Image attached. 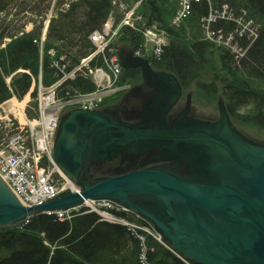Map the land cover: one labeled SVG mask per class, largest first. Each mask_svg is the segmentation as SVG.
Masks as SVG:
<instances>
[{
  "label": "water",
  "instance_id": "obj_1",
  "mask_svg": "<svg viewBox=\"0 0 264 264\" xmlns=\"http://www.w3.org/2000/svg\"><path fill=\"white\" fill-rule=\"evenodd\" d=\"M119 57L151 91L138 119H121L117 108L64 115L53 156L79 191L25 207L0 177V227L109 200L150 222L186 264H264V144L247 139L226 106L215 122L170 117L183 95L178 78L132 51ZM118 157L113 176L94 179L93 165Z\"/></svg>",
  "mask_w": 264,
  "mask_h": 264
},
{
  "label": "trees",
  "instance_id": "obj_2",
  "mask_svg": "<svg viewBox=\"0 0 264 264\" xmlns=\"http://www.w3.org/2000/svg\"><path fill=\"white\" fill-rule=\"evenodd\" d=\"M113 2L125 0H0V46L10 39L5 49H0V105L13 96L22 100L34 79H38L41 65L46 74L44 85L52 83L51 60L46 56L41 64L39 45L42 20L52 7L45 54L55 49L57 57L65 56V61L73 68L94 51L90 36L102 29L113 9ZM212 2L215 9L228 5L236 13L247 12L259 25L256 37L234 40L241 50L240 56L231 55L227 49H218L212 41L196 35L188 43L185 37L176 33L177 30L166 26L171 41L152 65L174 74L184 89L196 85L215 92L220 87L232 117L235 118L242 109H249L245 117L236 118L264 130V0H205L193 6L196 22L210 14ZM146 3L149 8L148 19L144 17L146 22L149 25L154 22L164 24L165 1L147 0ZM21 14L27 21H18ZM27 15L41 18V25L34 32H24L25 26L33 22L25 17ZM116 16L118 23L122 16ZM235 25L219 18L211 23L210 28L225 36L234 32ZM119 37L120 42L128 43L133 50L144 47L141 36L135 31L124 29ZM106 56L111 55L107 52ZM104 63V57L98 56L91 66L102 67ZM123 74L122 81L132 83L140 76V71L124 70ZM7 78H11L10 88ZM76 90L87 93L94 87L89 79L81 76L67 81L60 96ZM32 99V106L37 107L36 91ZM27 114L32 119L37 117V112L28 110ZM149 241L153 249L148 255L151 264H186L161 244L152 239ZM139 249L138 239L126 227L101 221L97 214L88 211L76 213L67 221L37 214L27 223L0 227V264H120V258H123L122 264H139L136 257Z\"/></svg>",
  "mask_w": 264,
  "mask_h": 264
},
{
  "label": "rangeland",
  "instance_id": "obj_3",
  "mask_svg": "<svg viewBox=\"0 0 264 264\" xmlns=\"http://www.w3.org/2000/svg\"><path fill=\"white\" fill-rule=\"evenodd\" d=\"M164 1H165L164 6H163V12H165L164 13V15H165V17H164L165 23L164 24L154 22V23L149 25L146 22L148 19L147 16L149 14L148 4L146 3L147 0H125V2H122V3L113 2V9L110 12L111 14L109 13L108 19L105 23V24H107L108 22L112 23L114 29L121 27V30H120L121 33L124 29H126V30L130 29V30L138 33L141 36V39L143 40V46H145V48L142 47V48H140V50H141V52L144 53V56L146 58H148L147 59L148 61L150 59V64L155 71L166 72V71L156 69L152 65V61L156 60V58L159 57L158 55L153 54V47H154V49L156 48L155 47V45H156L155 41L161 40L163 38L164 44L162 45V50L168 44V42L171 41L170 36L168 35V32H167V29L165 28L166 26H167V28H169V27L173 28L174 31L177 30L176 33L185 37L186 42H188V43L192 42L193 39L195 38L194 36L196 35L199 38H205L208 41H212L213 43L216 44V45L215 44L214 45L218 49L230 50V54L231 55L233 54L236 56L237 55L240 56L241 52H239L238 48L236 49V47H234V45H236L233 43L234 40L245 39V38L249 39L248 35L244 34V31L245 32L250 31L249 33H252V31H253L254 33H252V38H254V37H256L255 31L259 29V25L256 23V21L253 18H251L250 14H248L247 12H246V14H244L242 11L240 13H236L235 10H232L228 5H225L228 7L229 10H231V12L228 11V14L225 15V18H222V19H225L228 22L229 21L234 22L236 24L235 28H234L235 30H234V32L233 31L229 32L227 35L224 36L223 39H218L217 37H210V39H208L206 37L205 30H204V27L206 26V21L212 20V22H213L216 18L214 19L212 17L211 18L206 17V18H203L202 20H200L199 22H196V20L193 17V14H192L193 6L195 4H199V3L203 2L205 0H201L200 2H199V0H193V1L190 0L189 2H187L188 0H179V1L178 0L177 1L176 0H164ZM209 1H211V0H209ZM121 4H123V6H124L123 10L120 9ZM210 4L212 5V9L210 11V14L213 17H215L214 16L215 14L221 15L223 12H225V10L223 8L215 9V7L213 6V2ZM117 6H119V9L117 8ZM189 6H191V8ZM188 10H191V14L187 18H184V15L187 13ZM49 13L53 14V13H51V10H50L48 12V15L46 16V18L44 17V19L42 20L43 21L42 32H44L45 27L49 26L47 23V20L50 19ZM114 13H115V15H114ZM116 14H119L122 16V18L119 20L118 23L116 22L117 21ZM230 14H232L233 17H228V15H230ZM145 16L147 19L144 18ZM25 17H27V19H32L33 22H29L25 26L24 32H26V33L34 32L35 29L41 25V18H38L36 16H31V15H27ZM110 18H111V21H109ZM219 18H217V19H219ZM9 19H17V18L16 17H13V18L10 17ZM25 19L26 18H24V14H21L20 16H18V21L21 23L27 21ZM205 19H207V20L205 21ZM49 23H50V21H49ZM140 23H142V26L140 25ZM104 25H103L102 29L104 28ZM113 32H115V31L113 30ZM120 32L117 34L115 39L112 41V43H111L112 47H117L118 50H121L124 52L128 51V50L130 51L131 45H129L128 43H125L123 41L120 42V37H119L121 35ZM153 39H156V40H153ZM231 39H232V41L229 43L227 40H231ZM9 42H10V39L5 40L4 43L0 46V49H5V47L7 46V43H9ZM95 50H96V48L94 47V51ZM139 54H141V53H139ZM112 55L113 54H111V56ZM141 55H143V54H141ZM46 56H49V55L45 54L44 57H46ZM100 56L104 57V62H105L106 57H107L106 54H105V56H104V54L100 55ZM52 58H49V59L51 60V65H52V68H50V69L53 70L52 71L53 80L49 86L55 84L56 82L58 83L59 81H63V80H61L63 78L62 73L58 72V74H56L55 70H57V68L56 67L54 68V66H53V65L56 66L55 61H57L58 57L56 55L55 57H52ZM217 60L218 59H216V61ZM40 61H41V58H40ZM60 62H62V61H60ZM62 64H63V62H62ZM84 65L86 66L88 64L85 63ZM90 69L94 70L91 67V64H89L86 67L81 68L74 75L71 74L72 73L71 70L67 71V74H64V76L69 77V78H67L64 81V83L62 84L60 89L58 88L59 91L57 89V98H60V93L62 92L61 89L66 84L67 81H74L78 77L83 76L84 78L89 79V81L92 84H94V81H95L94 78L98 75L100 68H98L97 71H92V72H89ZM126 70H132V69H126ZM138 70L140 71V69H138ZM39 75H40V73H39ZM44 79H46V74L43 72V74H42L43 84H44ZM118 82L121 84L127 85V90L124 93L120 92L118 94L106 96L105 98H107V99H106V101L103 100V105L100 106L99 111L105 112L107 110H114L117 108L116 113L120 116L121 119H124L127 121H136L138 119V112H139L140 107L142 106V102H143L144 98L151 91L148 90L144 86V81H143V76H142L141 71H140V76L137 77V79L132 83H129V82L124 83L122 81V77L119 78ZM6 83H7V86L9 87L11 84V78H7ZM36 89L37 90H35V88H32L31 92L30 91L28 92L30 99H29L27 105L29 108L25 109V120H27V122H28V120H31L27 116L28 110L30 112H34V113L37 112V114H38V111H36L37 107L32 106V104H31V102L33 101L32 94L36 91V97L38 95V93H37L38 92V86L37 85H36ZM67 90H69V88H67ZM76 92H81V91H73V92H70L69 94H71V96H74V95L78 94ZM80 94H85V93H80ZM183 94H184V97L182 98L180 103L173 109L172 113L170 114V117H176L177 115H179L182 112H187V117L190 119H196V120L203 121V122H215L220 117L221 109L225 106L227 108V104L225 101L226 99L224 98L220 87L215 92H212V91L204 90L202 88H198V86L193 85L187 89L183 88ZM15 98L17 99L18 102H21L25 97L22 100H20L17 97L13 96L11 99L7 100L5 103L0 105V144L4 143L5 139L7 140V137L10 136L13 129L17 125L22 123L21 120H19L18 115H16V113H18L19 109L17 108L13 112L11 110V109H13L12 101H15ZM104 101H105V103H104ZM66 102H67V100H66ZM35 103H37V106H38L37 99H35ZM27 105H26V107H27ZM248 112H249V109H242L241 111H238L236 116L240 117V118L245 117ZM236 116L234 118L230 115L233 125L250 141L257 143V144H264V130L255 124L245 123L244 121H241V119L236 118ZM32 120H34V119H32ZM120 163H121V157H118V158H113L112 160H109V161H105L103 163H98V164L93 165L91 167V172H92L94 179L98 180L101 178L113 176L115 171H117V169H119L118 167L120 166ZM56 179H57L59 186L66 184L65 179H63L59 175L56 176ZM74 184L77 185L76 182H74ZM120 212H122V211L120 210ZM132 218H134L136 220V223L138 225H140V227H143L145 229L142 232L139 231V235L141 237L137 238L139 241V246H140V249L138 252L139 254L136 255L137 261L139 262V264H151L148 260V255H149L150 251L153 252V249L150 248L149 239L156 241L157 243L161 244L166 249H167V247L165 244H163L159 241L160 238H159L155 228L153 227V225L150 222L146 221V224H145V220L142 221V218L136 213H135L134 217L130 216V219H132ZM60 220L61 221H67L68 218L60 219ZM133 230L135 231V229H133ZM139 235H137V236H139ZM118 261H120V264H122L123 258H120Z\"/></svg>",
  "mask_w": 264,
  "mask_h": 264
},
{
  "label": "built area",
  "instance_id": "obj_4",
  "mask_svg": "<svg viewBox=\"0 0 264 264\" xmlns=\"http://www.w3.org/2000/svg\"><path fill=\"white\" fill-rule=\"evenodd\" d=\"M188 0L187 2H189ZM193 1V0H192ZM201 0H199L200 2ZM191 4V3H190ZM191 8V6H189ZM120 9L123 10V4L120 5ZM189 9V8H188ZM221 15H214L212 18H225L228 14L226 10ZM192 10V9H191ZM191 10H188L184 15L187 18L191 14ZM51 17V16H50ZM210 17V18H211ZM228 17H233L232 14ZM112 18V17H111ZM111 18L109 21H111ZM209 18V19H210ZM216 19L214 21H216ZM207 19H205L206 21ZM213 21V22H214ZM49 24V19L47 20ZM212 20L206 21L205 34L208 39L210 37H217L223 39L224 35L221 32L214 33L210 29ZM113 30L115 32H113ZM121 27L115 28L113 24L108 22L104 25V28L94 32L90 36V40L93 43L96 50L92 52L88 58L81 60L77 67L70 68L68 62L65 61V56H60L56 62V71L62 73L63 78L58 83L44 87L41 82L38 88V118L34 120H27L24 123L17 125L7 140L0 144V176L10 186L15 193L24 199V205L37 206L56 198L62 192L68 189V180L65 178L60 169L56 166L52 158V144L57 131L60 117L67 108H82L95 110L98 109L106 96H111L125 89L123 86L118 85V80L121 76V67L118 63L116 50L112 47L111 43L120 32ZM46 30L40 39V52L41 56L44 53V43L46 40ZM250 32V31H249ZM245 32L248 38H252V33ZM155 38V37H154ZM156 40V39H153ZM229 43L232 41L227 40ZM155 49L153 51L156 55L160 56L162 52V45L164 44L163 38L155 41ZM236 49L238 45H234ZM235 49V50H236ZM157 50V51H156ZM241 52L240 49H238ZM109 52L111 57L105 61V68H100L98 75L94 78V84L96 90L89 94H78L71 96H60L57 98V89L61 88L64 81L69 78L64 76L67 71L71 70V74H76L81 68L88 66L98 56ZM48 55L52 58L57 55V51L51 49ZM53 59V58H52ZM63 62H60V61ZM87 63L88 65H84ZM97 69H90L89 72L97 71ZM96 82V83H95ZM58 89V91H59ZM62 90V89H61ZM67 100V102H66ZM59 175L65 179L66 184L59 186L56 176ZM20 197V198H21ZM88 209L96 212L104 218L117 221L128 227L131 235L136 239L141 237L139 231H144L143 227H140L136 222L129 221L127 219H120L116 213L129 212L127 209L120 207L118 204L112 201H93V205H88ZM77 211V209H76ZM73 210L56 212L58 218L70 219ZM49 215L53 214L51 212ZM135 229V231L133 230ZM139 235V236H137Z\"/></svg>",
  "mask_w": 264,
  "mask_h": 264
},
{
  "label": "bare ground",
  "instance_id": "obj_5",
  "mask_svg": "<svg viewBox=\"0 0 264 264\" xmlns=\"http://www.w3.org/2000/svg\"><path fill=\"white\" fill-rule=\"evenodd\" d=\"M207 17H211V14H209ZM235 17V16H234ZM55 68V67H54ZM40 75L38 76V80H42V73H41V70H40ZM182 86V85H181ZM184 97V94L182 95V98ZM182 98H181V100H182ZM29 95H26L25 96V98L21 101V102H18V101H12V104H13V109H11L12 110V112L13 111H15V109H19L18 110V113H16V115H18V117H19V120H21V122L22 123H24L26 120H25V108H26V105H27V103H28V101H29ZM180 100V101H181ZM9 188L12 190V193H13V196L18 200V202H20L22 205L23 204H25L23 201H24V199L21 197H19L16 193H15V191L9 186ZM68 189H69V191L70 192H73V193H77L78 191H79V189L75 186V184L74 183H72L71 181H69V183H68ZM23 200V201H22ZM93 205V201H91V200H85L84 202H83V204L82 205H80L81 207H84V208H88V205ZM31 206V205H30ZM30 206H26V207H30ZM77 209V211H79V212H83L80 208H76Z\"/></svg>",
  "mask_w": 264,
  "mask_h": 264
}]
</instances>
